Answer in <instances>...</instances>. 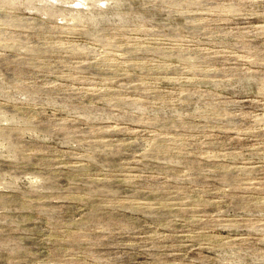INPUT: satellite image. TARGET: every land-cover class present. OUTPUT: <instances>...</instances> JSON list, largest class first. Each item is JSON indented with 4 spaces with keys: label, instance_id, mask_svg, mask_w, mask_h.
<instances>
[{
    "label": "rangeland",
    "instance_id": "rangeland-1",
    "mask_svg": "<svg viewBox=\"0 0 264 264\" xmlns=\"http://www.w3.org/2000/svg\"><path fill=\"white\" fill-rule=\"evenodd\" d=\"M0 264H264V0H0Z\"/></svg>",
    "mask_w": 264,
    "mask_h": 264
}]
</instances>
